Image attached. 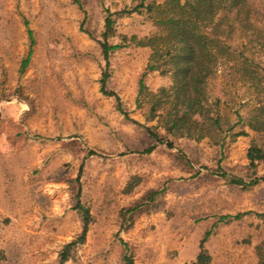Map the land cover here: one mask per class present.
Returning a JSON list of instances; mask_svg holds the SVG:
<instances>
[{
  "label": "rangeland",
  "instance_id": "rangeland-1",
  "mask_svg": "<svg viewBox=\"0 0 264 264\" xmlns=\"http://www.w3.org/2000/svg\"><path fill=\"white\" fill-rule=\"evenodd\" d=\"M139 3L0 0V264H59L63 246L82 231L79 189L90 223L67 264H123L125 254L134 264L190 263L210 230L209 264H264V180L250 187L229 180L264 177V160L255 175L247 168L249 148L264 138L238 124L232 132L247 134L223 147L209 138L153 139L150 129L165 131L137 95L151 55L141 42L161 28L146 8L121 14ZM108 12L109 42L122 44L109 65L99 43ZM28 28L33 53L21 73ZM252 44L258 81L222 74L209 86L225 129L264 102V42ZM169 84L159 72L146 80L150 92ZM150 190L161 193L125 227L122 210Z\"/></svg>",
  "mask_w": 264,
  "mask_h": 264
},
{
  "label": "trees",
  "instance_id": "trees-1",
  "mask_svg": "<svg viewBox=\"0 0 264 264\" xmlns=\"http://www.w3.org/2000/svg\"><path fill=\"white\" fill-rule=\"evenodd\" d=\"M73 1L81 5V0ZM140 8H146L151 20L161 28L160 32L141 42L143 46L150 47L151 55L140 74L137 95L138 102L147 100V119L157 120L165 131V134H161L150 129L153 139L172 145L166 136L195 140L209 138L223 147L227 137L247 134L244 130L232 132L238 124L248 126L264 138V102L254 105L245 115L238 114L237 121L225 129L227 122L219 107L220 99L212 100L209 90L211 81L222 74L237 76L252 83L258 81V63L252 52V43L254 40L261 44L264 42V0L261 3L256 0H164L159 3L155 0H140L138 5L122 10L121 14L132 13ZM114 23L112 13L108 12L102 39L99 40L107 65L112 52L122 47L120 43L109 42ZM25 24L27 26L28 22L25 21ZM28 33L30 49L22 60L21 73L29 65L33 53L34 38L30 28ZM247 51L252 52L250 56ZM227 71L228 74L225 73ZM153 72L168 76L170 84L150 92L146 80ZM106 78L107 73L102 78L103 90ZM118 107L122 110L121 105ZM247 158V168L253 170L255 175L258 163L264 160V143L259 145L254 142L247 152ZM229 180L250 187L264 180V177L255 176L247 182L242 176L232 175ZM160 193L161 190H150L133 205L123 209L122 219L128 223L125 227L132 223L138 212L148 209ZM76 195V205L82 216V231L76 239L63 246L59 264H67L77 245L85 242L88 232L90 212L79 199L80 189ZM230 217L221 216L220 221ZM211 234V230L207 231L201 240L196 259L184 264L211 262L212 257L205 248V242ZM123 264H134V261L130 255L125 254Z\"/></svg>",
  "mask_w": 264,
  "mask_h": 264
}]
</instances>
